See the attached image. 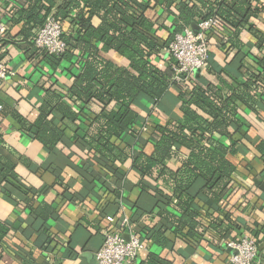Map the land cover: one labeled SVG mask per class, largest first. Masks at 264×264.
Instances as JSON below:
<instances>
[{"label":"trees","instance_id":"trees-1","mask_svg":"<svg viewBox=\"0 0 264 264\" xmlns=\"http://www.w3.org/2000/svg\"><path fill=\"white\" fill-rule=\"evenodd\" d=\"M13 1L9 21L23 24L20 35L27 42L29 59L44 62L52 70L51 75L47 74L49 88H45V84L41 88L56 100L54 106L44 101L34 123L13 111L12 116L22 130L52 150L66 137V129L51 122L52 117L59 115L62 123L79 124L76 140L84 146L91 162L107 171L113 169L119 178L121 164L132 160V168L141 177L138 188L142 193L153 191L160 210L158 223L143 228L144 232L139 231L143 241L168 246L167 233L171 232L194 245L208 231L226 239L229 231L223 226L228 223L233 227L232 219L229 214L219 213L218 217L210 208L220 209L233 188L237 167L229 156H237L245 145L234 138L232 131L238 134L247 126L240 113L241 106L257 114L258 102H264V59L258 61L262 73H250L245 81L220 70V76L226 77L219 78L221 87L212 83L203 86L196 76L178 83L175 81L176 61L169 55V65L162 69L156 60H164V54H169L176 34L210 19L217 20L219 28L228 36L224 44L233 48L240 33L264 12V0ZM157 8H163L165 13L159 21L153 22L147 13ZM51 15L63 29L66 49L61 54H51L34 42ZM169 18L170 22H164ZM158 30L168 32V37L160 38ZM8 36L9 28L0 48L10 43ZM110 52L124 58L128 65L120 66L103 56ZM0 59L4 62L1 55ZM214 63L210 52L208 70H217ZM58 70L71 78L66 92L54 89L58 87L55 77ZM240 74L238 72L237 76ZM171 89L176 90L182 116L153 126V153L148 155L142 151L134 156L131 146L124 142L125 135L139 133L136 124L140 116L134 106L141 105L143 99L156 106ZM0 142L4 144L1 131ZM255 149L264 164V140ZM172 159L181 162L176 171L167 166ZM19 180L16 164L0 153V182L8 187V196L18 203L25 202L26 211L36 221H46L53 213H60L59 208L40 201V191L23 188ZM160 182L171 193L160 187ZM85 198L80 193L71 194L67 202L81 203ZM197 198L209 201L211 207L198 209ZM37 202L39 205L35 207ZM202 218L209 220L207 226ZM11 230L0 221V247ZM45 248L44 245L42 250ZM158 263L163 261L151 255L146 261L138 259L133 264Z\"/></svg>","mask_w":264,"mask_h":264},{"label":"crops","instance_id":"crops-1","mask_svg":"<svg viewBox=\"0 0 264 264\" xmlns=\"http://www.w3.org/2000/svg\"><path fill=\"white\" fill-rule=\"evenodd\" d=\"M13 2L0 0V15L9 28L10 41L6 48H0V55L13 73L7 80L0 81V131L4 142H0V153L16 164L21 186L40 191V201L59 208L60 215L53 213L46 221H36L26 211L25 202L18 203L11 199L6 192L8 187L0 182V221L12 229L0 247V264H96L105 234L115 227L106 218H116L115 225L120 218L128 219L139 234L143 228L153 227L159 221L157 197L153 191L142 193L138 188L141 177L132 168V160L121 164L119 178L114 175L113 169L112 172L107 171L91 162L84 146L76 140L75 132L79 124L62 123L59 115L52 117L51 122L56 127L66 129V137L52 150L22 130L18 120L12 116L13 111L34 123L39 118L41 107L45 105L44 101L54 106L56 100L41 88L43 84L49 88L47 74L51 75L52 70L44 62L29 59L27 42L20 35L23 24L9 21ZM5 3L9 4L6 6ZM164 13L163 8H157L150 10L147 16L157 22ZM171 20L165 19L164 22ZM263 20L264 12L256 16L253 25H248L240 33L233 48L224 44L228 36L219 27L218 31L208 34L209 51L214 55L217 70L206 68L196 75L203 86L212 83L221 87L219 78L223 76H220V70L241 81H245L250 73H262L258 61L264 59ZM157 33L162 39L169 35L164 30H158ZM164 55V60H156L162 69H166L170 61L168 52ZM103 56L120 66L128 65L116 53L110 52ZM238 72L241 73L239 77ZM55 75L58 87L54 89L66 92L71 85L70 76L62 70L55 72ZM176 97V90L171 89L156 106L147 99H143L141 105L134 106L140 116L136 124L139 133L124 137V142L131 146L134 156L142 151L148 155L153 153V126L182 116ZM257 107L256 114L241 106L240 113L247 126L238 134L232 131L234 138L242 140L245 146L237 156H229L237 167L229 196L220 209L211 207L209 201L197 198L198 209L211 207L218 217L229 214L234 226L228 223L223 226L224 230L229 231L228 240L219 233L208 231L199 243L193 245L169 232L168 246L147 241V248L140 253L139 261L144 262L154 255L163 261L158 264H230L227 242L248 234L256 238L259 245V258L255 264H264V164L255 149L264 140V102L259 101ZM200 112L211 120L208 114ZM167 166L176 171L181 162L172 159L167 162ZM159 185L169 190L163 183ZM76 193L85 195L84 201L67 202L69 196ZM38 205L39 202L35 203V207ZM202 221L206 226L209 224L205 218ZM44 245L46 248L42 250Z\"/></svg>","mask_w":264,"mask_h":264},{"label":"built area","instance_id":"built-area-1","mask_svg":"<svg viewBox=\"0 0 264 264\" xmlns=\"http://www.w3.org/2000/svg\"><path fill=\"white\" fill-rule=\"evenodd\" d=\"M218 27L217 20L210 19L199 24V34L187 28L183 33L175 35L169 46V55L177 63L176 82L189 80L196 76L197 71L208 67L210 60L208 34L218 31ZM7 30L0 15V43ZM62 34L61 25L54 15H51L37 33L35 45L51 54H61L66 49ZM10 76H13L12 71L0 59V81H5ZM106 220L115 227L105 234L96 264H133L139 259L140 253L147 248L146 242L135 232L128 219L120 218L117 225L114 217H107ZM226 248L230 253V264H255L259 258L258 241L248 234L228 241Z\"/></svg>","mask_w":264,"mask_h":264},{"label":"water","instance_id":"water-1","mask_svg":"<svg viewBox=\"0 0 264 264\" xmlns=\"http://www.w3.org/2000/svg\"><path fill=\"white\" fill-rule=\"evenodd\" d=\"M192 30L194 31V33L199 34L200 33V29H199V25L198 24H193L192 25ZM200 71L196 72V75L199 74ZM128 239V237H126Z\"/></svg>","mask_w":264,"mask_h":264}]
</instances>
